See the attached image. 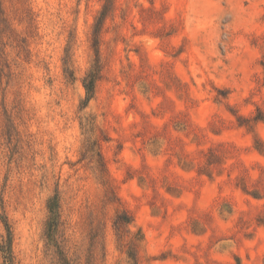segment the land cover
Instances as JSON below:
<instances>
[{
    "label": "rangeland",
    "instance_id": "374dc122",
    "mask_svg": "<svg viewBox=\"0 0 264 264\" xmlns=\"http://www.w3.org/2000/svg\"><path fill=\"white\" fill-rule=\"evenodd\" d=\"M0 218L14 264H264V0H0Z\"/></svg>",
    "mask_w": 264,
    "mask_h": 264
},
{
    "label": "trees",
    "instance_id": "16d2710c",
    "mask_svg": "<svg viewBox=\"0 0 264 264\" xmlns=\"http://www.w3.org/2000/svg\"><path fill=\"white\" fill-rule=\"evenodd\" d=\"M96 26V25H95ZM97 66H95L90 72L86 74L84 79L82 80V85L85 90L86 98L90 99L94 95L95 91V83L97 78ZM66 75L68 77L70 74L66 72ZM48 211L52 214V217H54L53 220L57 218L58 212H59V205L56 200V197L51 199L48 204ZM130 217L127 216L125 212L122 213V215H117L114 222L113 227L116 231L120 232L124 228L128 227L130 225ZM0 222L3 225L5 234L4 236H1V242H0V252L2 253L4 264H14L13 262V253H12V242H13V235L10 226L5 222V220L0 218Z\"/></svg>",
    "mask_w": 264,
    "mask_h": 264
}]
</instances>
